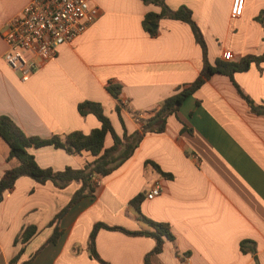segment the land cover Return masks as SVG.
I'll return each mask as SVG.
<instances>
[{"label": "crops", "instance_id": "0c3cea01", "mask_svg": "<svg viewBox=\"0 0 264 264\" xmlns=\"http://www.w3.org/2000/svg\"><path fill=\"white\" fill-rule=\"evenodd\" d=\"M29 1L0 0V115L10 116L27 135L89 133L100 122L92 114L79 113L77 105L84 100L101 102L122 133L109 83L121 86L122 116L132 132L140 124L135 112L140 117L153 115L202 69V48L188 23L162 18L151 34L143 18L147 12H159V6L143 0H91L99 7L96 21L59 46L54 58L23 81L4 59L2 30ZM233 1L165 0L171 8L186 5L192 10L211 64L224 59L226 51L235 62L264 53V0H244L237 17L231 15ZM234 80L255 104L264 106V61L235 72ZM30 151L41 167L56 170L83 167L94 159L88 151L70 154L53 146ZM8 154L9 146L0 136V176L18 163L7 162ZM148 161L171 176L162 175ZM95 180L94 195L73 205L59 222L63 233L58 241L45 244L53 232L50 221L80 183L60 189L51 181L40 184L29 176L19 177L0 203V264H13L10 260L22 247L16 239L29 224L39 230L15 264L38 250L31 264H101L87 248L94 225L152 230L130 200L154 184L160 186V194L153 199L145 194L140 210L169 224L174 239L164 240L151 263L264 264V113L252 110L227 75H211L184 99L176 115L169 116L164 132L147 133L123 165ZM245 240L246 251L241 248ZM154 246L151 236L106 228H100L95 239L97 252L110 264H147L145 256Z\"/></svg>", "mask_w": 264, "mask_h": 264}, {"label": "trees", "instance_id": "16d2710c", "mask_svg": "<svg viewBox=\"0 0 264 264\" xmlns=\"http://www.w3.org/2000/svg\"><path fill=\"white\" fill-rule=\"evenodd\" d=\"M143 1L145 3H153L160 7L159 12H147L143 18V26L151 34L157 32V24L162 18L181 20L191 26L194 36L202 48L203 66L194 81L186 84L176 93L167 97L153 115L149 117H140V113L135 112L134 115L140 124L134 131H127L122 116V109L125 106V103L121 98V86L113 83H109L108 90L117 100L115 112L117 113L121 126L124 129L122 133L116 131L111 118L104 110L103 104L94 100H84L77 105V109L81 115L86 116L92 114L100 122V125L94 127L89 133L74 130L64 135L54 134L53 136L46 138L36 135H27L10 116L6 114L0 115V136L9 146V154L6 157V160L9 163L13 160L18 161L16 165H10L5 169L0 176V203L3 200L4 194L14 187L16 180L21 176L32 177L40 184H45L47 181H51L60 189L67 187L74 181L80 183V186L74 191V194L67 205L56 213L50 221L49 226L53 227V232L45 244L56 243L58 241L63 233L59 222L64 214L83 198L94 195L98 185L95 177H105L123 165L125 161L134 154L141 140L147 133L164 132L167 127L169 116L176 115L184 99L201 87L211 75L221 73L229 76L238 93L247 101L252 110L256 113H264V106L255 104L250 96H248L234 80L235 72L246 71L252 63L259 64L263 62L264 53L248 54L237 62L219 58L214 64H211L207 58L208 48L204 34L193 18V12L188 6L181 5L174 9L171 8L165 0ZM108 138L111 140L110 143H107ZM44 146L61 148L70 154L88 151L94 156V159L88 161L83 167L79 168L66 166L64 169L56 170L52 167H41L30 149ZM147 163L153 165V167L162 175L167 177L171 176L170 173L164 172L156 162L148 161ZM145 194L146 193L142 192L138 193L130 200V203L139 212V219L148 223L152 227V230H129L119 225L97 222L87 241V248L92 258L97 259L101 264H110L99 255L95 247L96 235L100 228L120 230L130 235H145L153 237L155 239V246L152 251L145 256V262L147 264H153L150 259L151 255L163 250L164 240L166 238L170 240L174 239L169 224L154 221L141 212L140 205L145 198ZM38 230L39 228L35 224H29L22 229L20 235L16 239L17 242H21L22 247L10 260L11 263L15 264L19 261L25 251L26 243L32 239ZM248 243L249 242L246 240L241 242L242 250H247ZM38 251L36 253H38ZM255 251V248H252V252L257 259ZM36 253L29 259L24 260L21 264H31Z\"/></svg>", "mask_w": 264, "mask_h": 264}, {"label": "built area", "instance_id": "2783aa9c", "mask_svg": "<svg viewBox=\"0 0 264 264\" xmlns=\"http://www.w3.org/2000/svg\"><path fill=\"white\" fill-rule=\"evenodd\" d=\"M243 8L244 0H234L231 15L240 16ZM98 15L99 7L91 0H30L3 26L4 59L27 81L39 66L56 56L59 46L84 33ZM231 56L232 52L226 51L224 59ZM160 191L154 184L146 197L153 199Z\"/></svg>", "mask_w": 264, "mask_h": 264}, {"label": "rangeland", "instance_id": "374dc122", "mask_svg": "<svg viewBox=\"0 0 264 264\" xmlns=\"http://www.w3.org/2000/svg\"><path fill=\"white\" fill-rule=\"evenodd\" d=\"M126 110H127L129 113L133 114V110H132V109L126 107Z\"/></svg>", "mask_w": 264, "mask_h": 264}]
</instances>
